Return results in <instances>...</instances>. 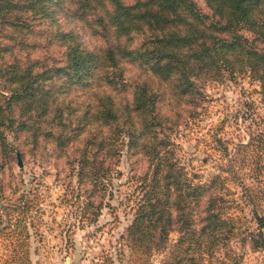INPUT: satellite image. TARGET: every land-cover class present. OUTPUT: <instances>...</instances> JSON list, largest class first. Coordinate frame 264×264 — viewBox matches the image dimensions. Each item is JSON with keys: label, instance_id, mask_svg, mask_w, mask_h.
<instances>
[{"label": "trees", "instance_id": "trees-1", "mask_svg": "<svg viewBox=\"0 0 264 264\" xmlns=\"http://www.w3.org/2000/svg\"><path fill=\"white\" fill-rule=\"evenodd\" d=\"M201 2L0 0V264H29L39 225L37 194L11 172L25 154L74 177L82 221L110 207L125 157L135 186L121 264L157 253L159 264H239L244 246L264 250V123L206 179L189 174L171 138L209 80L245 75L264 98V0Z\"/></svg>", "mask_w": 264, "mask_h": 264}, {"label": "rangeland", "instance_id": "rangeland-1", "mask_svg": "<svg viewBox=\"0 0 264 264\" xmlns=\"http://www.w3.org/2000/svg\"><path fill=\"white\" fill-rule=\"evenodd\" d=\"M195 1L202 5L201 0ZM258 90V84L245 75L234 80L224 76L205 83L197 114L171 135L177 146L176 157L189 174L206 179L219 172L226 157L233 155L237 143L247 142L249 132L262 128L264 98ZM125 160L122 156L116 166L121 175L112 179L110 199H103L110 207H102L98 217L91 221L80 220L82 205L71 193L74 177L67 175L65 169L54 168L51 159H41L38 155L25 154L12 161V174L22 180L20 190L33 188L37 194L38 212L33 221L39 225L35 226L36 231L30 229L29 264H103L105 255H111L114 264H121L116 260L118 240L131 218L127 199L133 196L135 186ZM9 177L6 171L3 179ZM236 183L229 177L225 181L227 197L239 202L240 188ZM229 213L242 215L238 208ZM174 238L175 233H170L168 242ZM240 252L239 264H264V250L253 251L244 246ZM7 253L0 243V258ZM163 256L164 253L154 254L146 262L159 264Z\"/></svg>", "mask_w": 264, "mask_h": 264}, {"label": "water", "instance_id": "water-1", "mask_svg": "<svg viewBox=\"0 0 264 264\" xmlns=\"http://www.w3.org/2000/svg\"><path fill=\"white\" fill-rule=\"evenodd\" d=\"M17 159H18V156H17ZM18 166H20V163H19V161H18Z\"/></svg>", "mask_w": 264, "mask_h": 264}]
</instances>
